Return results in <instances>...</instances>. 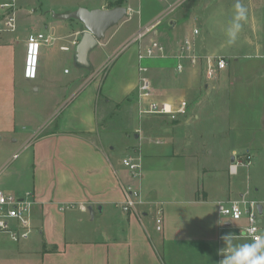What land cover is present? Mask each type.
I'll use <instances>...</instances> for the list:
<instances>
[{"label":"crops","instance_id":"obj_1","mask_svg":"<svg viewBox=\"0 0 264 264\" xmlns=\"http://www.w3.org/2000/svg\"><path fill=\"white\" fill-rule=\"evenodd\" d=\"M112 1L101 0L88 8H108ZM124 4L133 14L113 27L111 33L113 28L105 33L88 55L89 66H77L74 62L78 70L70 85L74 87L70 95L76 98L69 115L29 136L16 133V47L10 37L0 35V189L17 195L30 192L37 202L32 210L35 229L31 236L14 243L15 247L12 244L0 248L2 258L11 256L39 264H220L219 248L228 246L231 238L226 237L232 236V231L245 221L236 223L220 216L217 202L244 196L261 205L264 215L263 182L257 179L250 186L248 168L238 169L235 175L229 173L231 158L238 151L222 143L213 147L204 140L202 131L190 129L200 112L225 114L227 98L224 95L205 98L207 95L201 94V88L208 92L209 82L215 79L202 83L192 74L183 80L188 70L200 66L204 70L202 64L187 65L184 73L178 74L175 65L172 67L168 62H175L172 56L185 35H191L194 29H186L185 9V12L174 10L152 33L151 39L164 46L168 58L140 64L136 46L128 64H113L108 69L110 60L101 61L102 57L110 56L109 50L118 34L121 33L119 47L167 6L163 2L160 11H150L154 15L144 23L138 19L136 29L124 31L121 25L139 11L133 10L131 0H124ZM63 22L79 27L68 36L56 38L64 42L59 47L70 46L75 36L78 42L83 30L78 21ZM177 38L179 42L175 45L173 40ZM195 42L201 52L198 36ZM106 65L100 81L98 76ZM140 65L146 67L144 72L152 87L154 80L163 87L158 93L153 88L154 100L176 104L184 95L193 101L177 120L166 115H147L143 124L127 133L116 124L129 116L139 120L143 116L139 113L137 91ZM81 69L89 71L85 85L79 83L84 74ZM40 73L38 68V76ZM228 101L231 102L230 97ZM218 135V132L210 134L214 139ZM119 140L125 143L121 153L116 149ZM262 140L256 143L248 139L243 145L248 152L254 149L256 155L264 150ZM133 153H138L141 160L140 187L144 200L162 203L160 232L155 225L156 206L146 204L131 212L120 208L123 188L130 182L121 161ZM13 154H17L16 159H12ZM7 240L2 236L0 243Z\"/></svg>","mask_w":264,"mask_h":264},{"label":"rangeland","instance_id":"obj_2","mask_svg":"<svg viewBox=\"0 0 264 264\" xmlns=\"http://www.w3.org/2000/svg\"><path fill=\"white\" fill-rule=\"evenodd\" d=\"M100 1L16 0L15 32L0 34L10 37L16 47V133L29 136L38 129H44L52 122L55 124L56 121L64 119L65 116L69 115L76 98L74 95H70L71 90L74 88L70 85L78 67L73 60L74 50L67 52L59 50L58 47L64 43L63 41H55L51 46H43L40 50V76L37 74L35 80L23 79L22 64L27 35L43 33L54 38L68 36L79 25L72 23V26H70L69 23L56 20V16L69 13L78 8L92 10L88 7ZM237 2L246 9L244 20H234ZM110 3H115V0ZM78 5L81 6L78 7ZM130 5L133 10H139L140 15L134 14L130 21L121 25L123 26L122 30L125 28L124 31L136 29L137 20L140 19L144 23V21L154 15L150 11L154 13L160 11L163 2L159 0H131ZM121 6L125 7V4L123 3ZM183 9L187 11L185 13L187 17L186 29L196 28L199 31L198 46L201 53L221 56L228 62L227 68L218 74L214 81L209 82L211 88L208 92L203 90V87L201 88V94L207 95L205 98L212 95H224L227 98V106H224L225 114L222 116L212 115L213 113L204 115L203 112H200L198 120L190 129L196 128L202 131L204 140L209 145L215 147L222 143L238 151L236 154L246 152L245 147L247 146H244L243 143L248 139H253L256 143L258 139H260V142L263 139L262 144L264 147V0H181L180 5L175 10L185 12ZM236 24H240L241 29L233 39L230 33L231 31H236ZM114 29L109 32L111 33ZM120 37L121 33L117 35L112 43V48L109 50L110 56L106 57V59L105 57L101 58V61L110 60L107 63L108 67L111 63L108 69L113 64H128L130 59L133 58L132 55L136 53L135 44H130L124 48L127 41L118 47ZM151 38L152 34H148L143 39V42L146 43ZM174 41L176 45L179 39H174ZM168 62L172 67L175 65L173 61ZM142 68L143 70L146 69L145 66H142ZM66 69L69 74L63 73V70ZM106 69L107 65L98 76L100 81L103 79ZM81 70L84 74L79 78V83L85 85V82L89 80L87 79L89 71L86 69ZM203 71L201 66L196 70H188L184 74L183 80L187 78L186 76L190 77L192 74H196L202 83H207ZM90 84H92L91 80ZM35 87H38V90L35 91ZM153 88L157 93L161 92V88L163 89L161 84L155 80ZM228 97H230L231 102L228 101ZM183 100L186 101L187 108L193 101V99L190 100L184 95ZM145 117L147 115L140 116L139 120L129 116L116 125L130 133L134 126L144 121ZM177 118L178 116L173 120H177ZM39 126L40 128H38ZM116 129L118 128L116 127ZM211 132H218L220 134L216 136L218 139L212 138L213 136H210ZM114 136L117 138V135ZM118 137L119 139L121 138L119 135ZM19 142L20 140H18ZM252 146L255 148L254 144ZM124 148L125 143L119 140L117 151L121 153ZM249 150L254 157L248 168L250 175L249 185L251 186L252 181L257 179L264 184V150L257 152L256 155L254 154V149ZM259 221L260 233L261 236H264V215L259 216ZM237 233V230L232 231V235H237ZM2 243H0V248H7V246H12V244L15 247V244L10 241ZM245 245L251 246V243L245 239L234 238L229 241L228 247L236 252ZM0 264L39 263H28L25 259H13L11 256L2 258L0 255Z\"/></svg>","mask_w":264,"mask_h":264},{"label":"built area","instance_id":"obj_3","mask_svg":"<svg viewBox=\"0 0 264 264\" xmlns=\"http://www.w3.org/2000/svg\"><path fill=\"white\" fill-rule=\"evenodd\" d=\"M166 2L167 6L161 14H159L151 23L139 28L137 33L128 40L124 48L130 44L137 46V60L141 64L146 60L156 58H168L164 46L157 40H148L143 42V39L148 35L156 32L158 26L165 20L175 8L181 3V0H175L168 3L167 0H159ZM16 0H0V34L13 33L16 29L15 24ZM129 16L133 14L130 8H127ZM140 14L139 11L134 12ZM198 29L194 28L191 35L184 37L179 44L176 53L172 56L175 60V71L178 74H183L187 65L196 66L202 64L204 66V75L207 80L217 78V75L224 71L228 62L221 56L204 55L196 48L195 39L198 36ZM57 41L56 38L43 33L28 34L24 45V62H23V77L26 80H35L38 74L40 50L43 46H51ZM77 44V38L70 42V46H60L61 51L67 52ZM71 47V48H70ZM65 73L68 70H64ZM138 99L139 113L142 115H166L170 119H175L176 116L184 115L187 109L186 101H178L176 104H171L165 101H156L153 99L154 92L150 78L145 74L141 65L139 66L138 77ZM17 154L12 155V159H16ZM122 165L127 170V175L130 182L123 188V202L120 208L123 212L136 211L139 207L146 204L156 206L155 225L157 231H162L163 211L162 203L152 202L147 203L141 192L142 180V165L138 153L127 155L122 159ZM252 162V155L246 151L243 154H234L232 162L229 165V173L235 175L240 168H249ZM36 201L30 192L17 195L11 192H6L0 189V238L6 237L12 243H19L28 240L33 230V207ZM258 203L253 200L246 199L242 196L236 200L217 202L218 214L232 222L245 221V224L238 227L237 235H232L226 238L245 239L251 244L256 237L261 236V228L259 214L257 209ZM62 209V208H61ZM224 237V236H223ZM235 252L228 246H222L218 250V261L221 262L229 259Z\"/></svg>","mask_w":264,"mask_h":264},{"label":"water","instance_id":"obj_4","mask_svg":"<svg viewBox=\"0 0 264 264\" xmlns=\"http://www.w3.org/2000/svg\"><path fill=\"white\" fill-rule=\"evenodd\" d=\"M128 15L127 8L116 6L112 8L93 9L78 8L72 12L56 16L61 21H78L83 30L74 50V62L77 66H89L88 55L98 45L105 33L117 26ZM232 161V158H231ZM259 216L262 215V207L257 206ZM92 213L91 208L88 209Z\"/></svg>","mask_w":264,"mask_h":264},{"label":"clouds","instance_id":"obj_5","mask_svg":"<svg viewBox=\"0 0 264 264\" xmlns=\"http://www.w3.org/2000/svg\"><path fill=\"white\" fill-rule=\"evenodd\" d=\"M235 8L236 15L234 20H244L246 9L239 2H237ZM235 28L236 31H231L230 33L233 39L241 29V25L236 24ZM221 264H264V236L256 237L251 246H243L229 259L222 261Z\"/></svg>","mask_w":264,"mask_h":264},{"label":"trees","instance_id":"obj_6","mask_svg":"<svg viewBox=\"0 0 264 264\" xmlns=\"http://www.w3.org/2000/svg\"><path fill=\"white\" fill-rule=\"evenodd\" d=\"M124 3V0H115V3H110L108 8L121 6Z\"/></svg>","mask_w":264,"mask_h":264}]
</instances>
